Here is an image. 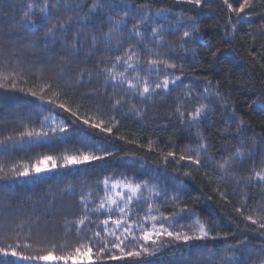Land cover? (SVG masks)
<instances>
[{"label": "trees", "instance_id": "trees-1", "mask_svg": "<svg viewBox=\"0 0 264 264\" xmlns=\"http://www.w3.org/2000/svg\"><path fill=\"white\" fill-rule=\"evenodd\" d=\"M96 2L62 0L56 8L50 7L54 23L73 17L67 35L57 29L56 39L52 40L44 35L45 29L39 23L31 25L22 20L29 3H33L32 19L40 22L39 6L43 0H0V71L9 76L0 87V141L4 142L0 143V168L3 169L0 171V247L9 244L15 247L19 243L21 247L17 251L25 256L44 255L49 251L57 256L73 255L77 237L74 231L65 233V223L83 215L81 196L94 208L104 195L96 191L100 181L106 176L127 177L136 182L150 180L158 189L166 190L167 199L154 198L155 206L164 215H172L184 207L189 210L175 216L178 223H173L172 230L192 235L195 220L199 219L216 238L185 243L164 236L161 240L165 243L155 256L100 264H227L229 254L237 258L243 254L242 264H260L264 260V229L245 217L255 218L258 213H264V184L248 183L243 178L248 177L253 168L259 171L264 161V0H253V6L245 10L248 14L242 13L239 17L228 11L223 0H204L199 8L185 0H101L106 7L90 14ZM113 2L117 5L115 8L107 6ZM230 2L238 6L236 0ZM49 4H56V0H49ZM140 5L147 7L138 8ZM122 8L132 12L149 11V20L139 26L144 33L142 42L136 37L129 38L132 25L136 23L135 15L127 18L123 34L114 33L111 41L104 40L103 33L111 26L109 15L118 18ZM161 10L163 14L157 16ZM181 15L194 16L200 28L186 43L181 37L187 30V22L180 20ZM77 16H89L91 22L79 37L77 51H73L70 47L73 34L83 27L77 22ZM178 21L179 31L176 30ZM232 25L237 28L235 33ZM153 27L162 29V46L151 38ZM93 35L97 38L95 47ZM117 38L121 41L119 51L115 50ZM169 43L178 46L172 55L168 54ZM129 45L144 63L149 59L147 49L155 48L160 53L159 58L168 56L170 62L178 65L169 70L181 77L179 83L187 92L183 100L177 101L173 91H160L159 95L144 99L131 90L124 92L114 88L111 81L106 82L100 70L110 67L114 57L123 54ZM213 52L215 56L211 55ZM116 71L123 68L117 65ZM12 80H15V88L11 86ZM45 84H51L52 88L41 93L40 88ZM205 87H209L210 92H219L220 97L211 95L203 101ZM49 98L54 103H47ZM116 100H120L121 105L114 108ZM59 103H65L84 118L91 117L93 122L103 119L108 126L111 121L116 125L113 133H102L83 124L58 108ZM200 103L208 104L213 111L199 125L191 124L187 113ZM49 110L58 120L69 124L67 138L61 133L59 137L32 143L20 141L19 133L26 127L39 129ZM181 112L185 114L183 118ZM240 118L245 124L236 135ZM198 130L204 137L208 156L216 161L234 154L241 141L243 158L233 159L226 166L227 174L218 166L179 161L180 155L191 154L190 150L201 143ZM121 136L125 139H119ZM8 137L13 139L8 140ZM149 142L154 150H149ZM89 144L98 147L82 148ZM85 150L97 155L107 150L112 155L90 164L58 166L39 176L16 177L11 171L13 167L20 170L26 165L30 167L44 156L63 161L65 154ZM168 151H174L176 156L165 162L164 155ZM208 156L202 152L201 160ZM185 172L190 175H184ZM174 189L178 191V199H174ZM237 208H242L243 215ZM137 210L139 214L133 219H142L147 205L142 202ZM90 216L93 231L97 230L96 223L107 218L106 214ZM24 243L31 247H23ZM5 260L8 264H31L11 256L0 257V264ZM67 261L57 264H71Z\"/></svg>", "mask_w": 264, "mask_h": 264}, {"label": "snow or ice", "instance_id": "snow-or-ice-1", "mask_svg": "<svg viewBox=\"0 0 264 264\" xmlns=\"http://www.w3.org/2000/svg\"><path fill=\"white\" fill-rule=\"evenodd\" d=\"M185 2L199 8L203 5L204 0H185ZM61 3L62 0H56V4L50 5L49 0H43V3L39 6V12L42 14L40 22L32 19L31 10L33 8V3H29V10L24 12L22 20L31 25H37L39 23V25L45 29L44 35L52 40L56 39L57 29L64 30L63 35L66 36L67 31L72 27L73 17H68L64 22L57 21L55 23L50 18V7L56 8L58 5H61ZM223 4L226 5L230 13H234L237 17H239L242 13H245L246 15L248 14L245 10L250 9L253 6V0H236V4L238 6H234V3L230 2V0H223ZM64 6L68 7L67 5ZM107 6L115 8L117 5L113 2ZM77 7H79V4H77ZM105 7V3L101 2V0H97L96 3L92 4L90 14L96 13L97 10H103ZM146 7V5L138 6V8L141 9H146ZM162 14L163 10L156 13L157 16ZM57 15H59L58 12ZM130 15H135L136 23L132 25L129 38L136 37L142 42L144 39V33L140 31L139 26L149 20L150 13L149 11L132 12L128 8H122L118 18H113L109 15L108 19L111 26L109 27L108 32L103 33L104 40L111 41L114 33L123 34V29L128 23L127 18L130 17ZM76 19L78 23L83 25V27L78 29V31L73 34V41L70 45L73 51H77L79 37L84 34V28L87 27L89 22H91L89 16H85L83 18L77 16ZM180 20L187 22V30L183 31L181 37V40L186 43L188 39L194 37V34H198L200 32V28L194 16L181 15ZM229 22H231V16H229ZM176 30L179 31V21ZM231 30L235 33L237 31L236 26L232 25ZM151 38L158 46H162L164 44V36L162 35V29L160 27H153L151 29ZM96 41L97 38L93 35V47H95ZM120 43L121 41L117 38L116 51H119ZM147 51L149 54V59L147 60V71L149 72V75L155 74L158 82L151 81L149 76H140L139 72H137V75L132 79L127 76L129 69L137 70L141 64L139 55L132 50V45H129V47L124 50L123 54L116 55L112 65L101 69L99 74L105 76L106 82L111 81L114 88L120 89L124 92L131 90L136 95L144 99H148L152 94L159 95L157 90L164 92L170 91L171 86L177 85V82L181 80V77L165 73L161 79L159 73L166 69H176L178 65L167 59L159 58L160 53L155 48H149ZM211 55L215 56L216 53L213 52ZM117 65L121 66L123 71H116ZM179 67L182 68L183 65H179ZM11 75L15 76V73H12ZM7 79H9V76L0 71V87L4 86L3 81ZM208 84L211 85V81H208ZM217 84H219V81H217ZM11 86L15 88V80H12ZM51 88V84L42 85L40 92L44 93L46 90H51ZM31 94L33 96L36 95L35 92H32ZM188 94L191 95L190 88ZM54 95L56 94L54 93ZM204 95L206 98L211 95L220 97L219 92H210L209 87L204 88ZM40 98L43 99V95H41ZM221 99L223 98L221 97ZM47 103L52 104L54 101L52 98H49ZM120 105L121 101L116 100L113 107H119ZM56 106L65 112H69L72 117L76 118V120H80L83 124L90 125L92 128L98 129L102 133L112 134L113 129L116 126L114 123H111V121H109L108 126H106L103 119H99L98 122H93L91 117L84 118L79 115L78 111H73L70 107L66 106L65 103H59ZM225 107H227V101H225ZM212 111L213 109L210 108L208 104L200 103L194 108V110L187 113L189 118L188 122L199 125V122ZM234 111L235 110L233 109V112ZM137 115H140V113L137 112ZM180 115L183 118L185 114L181 112ZM112 119L114 120L115 118L113 117ZM244 124L245 121L240 118L239 124L235 129L236 135L240 134ZM224 131L227 132L228 129H224ZM68 132L69 124L64 120H58L56 115L49 110V115L44 116L39 129L26 127L24 131L19 133L18 139L22 142L27 141L28 143H32L34 140L38 139L59 137L61 133L65 134L64 138H67ZM197 136L201 140V143L196 148L190 150L191 154L180 155L179 161L188 160L198 166H218L220 169L224 170L225 174H227L228 168L226 166H229L233 159L243 158V141L240 142L241 146L236 148L234 154L222 157L220 161H216L211 156H208L204 137L201 135L199 130L197 131ZM7 139L12 140L13 138L8 137ZM119 139L123 140L125 138L121 136ZM0 143L4 142L0 141ZM129 143H135V141H129ZM97 147L98 146L94 144L82 145V148L85 149ZM148 147L149 150H154L151 142H149ZM101 151L102 154L100 155H97L94 151L89 150L78 151L75 154H65L62 157L63 163L60 165H57L55 157L44 156L32 165L31 168L26 165L22 170L17 167H13L11 171L16 177L39 176L41 173L51 171L58 166L67 168L69 166L90 164L95 161L104 160L112 155V153L107 150ZM202 152L208 156V158L203 161L201 160ZM175 156L176 153L174 151H168L164 155V160L167 162L169 157ZM261 165L262 167L259 171L253 168L251 174L243 179L248 183L259 182L264 184V161L261 162ZM0 171H3V169L0 168ZM184 175L187 176L190 175V173L185 172ZM70 187L71 186H69V188ZM144 190H147L149 193L148 197L143 196ZM96 191H102L104 193V195L100 198L99 203L94 208H90L86 202V198L81 196L80 199L83 207V215L74 221H66L65 223V233L71 234L74 231L77 237V246L75 247L73 255L68 257L57 256L54 252L49 251L44 255L25 256L17 251V249L21 247V245L17 243L15 247L11 244L6 247H0V257H17L31 262V264H37L39 261L66 262L69 259L73 261V264H76L77 260L80 261V264H100V262L105 261H124L125 259L155 256L159 247L163 246L165 243V241L161 240V237L164 236L172 238L175 241H183L185 243L190 240L216 238L211 236L210 232L206 230L205 225L201 223L199 219L195 220V232L192 235H189L186 232L172 230L173 223H178L175 221V216L189 210L186 207L180 208L178 212L173 213L172 215H164V213L159 212V209L155 206L154 198L164 196L165 199H167V192L166 190L158 189L155 184L150 183V180L136 182L135 179H129L127 177H122L117 180L113 177L106 176L98 183ZM174 192H176L174 199H178V191L174 189ZM112 193H115V195H112ZM90 196L91 193L89 194V197ZM134 201L143 202L147 205V211L142 219H129L132 214L131 205ZM237 211L241 212L243 215L242 208H237ZM154 212H157L158 215H154ZM90 214H106L107 216V218L95 224L97 229L95 231H93L91 227L94 222L91 220ZM114 215L116 218H114ZM245 218L253 225H259V228L264 229V213H258L255 218L252 215H248ZM160 221L168 222L167 226H165V223ZM149 223L150 227L148 226ZM18 227L22 228L23 225H18ZM180 227H183V225H180ZM23 247L29 248L31 245L29 243H24ZM53 247H55V245H53ZM226 261L227 264H242L243 254L240 258H237L234 254L226 255ZM3 264H8V261H3ZM260 264H264V260H262Z\"/></svg>", "mask_w": 264, "mask_h": 264}, {"label": "rangeland", "instance_id": "rangeland-1", "mask_svg": "<svg viewBox=\"0 0 264 264\" xmlns=\"http://www.w3.org/2000/svg\"><path fill=\"white\" fill-rule=\"evenodd\" d=\"M174 41H175V39L172 40V42H174ZM177 49H178V46L174 47V46H172L171 43H169V45L167 46L168 54H170V55L174 54V53H175V50H177ZM133 51L136 52V50H133ZM136 53H137V52H136ZM134 59H135V58H134ZM163 59H167V60H168L169 57H168V56H164ZM140 61H141V60H140ZM147 68H148L147 63H144V62L141 61V64H140L139 69H137V70L129 69V70H128V73H127V76H128L130 79H132L133 77H135V76L137 75V72H139V75H140V76H142V77H143V76H149V79H150L151 81H153V82H158V81L156 80V76H155V74H151V75H149V72L147 71ZM165 73L173 74V72L170 71L169 69H166V70H164V71H161V72L159 73L161 79L163 78V76L165 75ZM173 75H174V74H173ZM179 82H180V81L177 82V85H175V86H171V90H170V91L165 92V93H170L171 91H173L174 94H172V95L176 98L177 101H178V99H182V100H183L185 94L187 93L186 90H185V86H183V84H180ZM157 91L160 92L161 90H157ZM197 92H198V90H197ZM201 97H202L201 99H203V101H204V97H205V95H202ZM41 159H42V158H41ZM56 161H57V165H60V164L63 163V161H61V160H59V159H56ZM36 162H37V161H36ZM36 162H34V164H35ZM34 164H33V165H34ZM49 167H50V165H49ZM30 168H31V166H30ZM57 168H58V167H57ZM55 169H56V168H55ZM47 172H48V171H47ZM117 180H119V179H117ZM150 183L155 184V182H153V181H150ZM156 186H157V185H156ZM157 188H158V186H157ZM112 195H115V193H112ZM143 196H144V197H148V196H149V193L147 192V190H144V192H143ZM138 205H142V202H135V201H134L133 204L131 205V208H132V214H131V216L129 217V219H131V220H136V219H137V218L133 219V217L137 216L136 214H139V212H138V210H137V206H138ZM148 226L150 227V223H149ZM42 262H43V264L54 263V262H44V261H42ZM55 263L57 264V262H55ZM67 263H71V264H73V261H72V260H69V261H67ZM76 263H77V262H76Z\"/></svg>", "mask_w": 264, "mask_h": 264}]
</instances>
